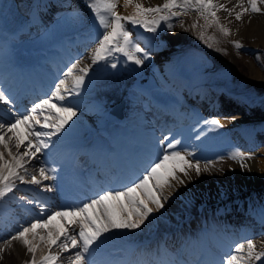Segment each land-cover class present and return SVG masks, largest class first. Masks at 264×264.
<instances>
[{
  "label": "bare ground",
  "instance_id": "6f19581e",
  "mask_svg": "<svg viewBox=\"0 0 264 264\" xmlns=\"http://www.w3.org/2000/svg\"><path fill=\"white\" fill-rule=\"evenodd\" d=\"M15 1L20 4V0ZM72 1L75 2L77 7L79 8H85L86 6V3L83 0H58V2L61 3H68L67 6L69 8H67L66 6L62 10V13L74 10V8H71L70 6ZM163 2L164 0H134V3H142L146 7L156 6L162 4ZM215 2L222 3L226 6L230 3V0H215ZM244 2L247 6L246 0ZM13 7H15V9H18V7L16 8V5ZM53 10H56V8H53ZM237 10L240 11V8L238 7ZM117 12L121 15H132L134 14L135 9L133 6L124 7V0H119ZM46 13L47 12L45 10H43V13L39 12V10H36L35 12H29L28 14H26L25 16L27 17L25 19H27V24L29 22L28 20H30L29 24H32V27L26 28L25 30L30 32L33 31L32 29L36 28L38 26L37 24L40 22V19L37 15L42 14L43 16V14ZM17 14L16 20L14 21L15 27H19L23 24V19L20 20L18 17L19 15ZM87 14L88 19L90 20V24L96 30V32L94 33L96 34V37L92 39L89 47L84 49L85 51L83 50L79 53L81 54L80 57H77L73 61L71 60L70 63L66 64V69L63 72H60L59 75H56L54 73L55 75L52 76V78L49 77V79L51 78V82L57 81L58 83L60 79L64 78L63 73L67 70V68L72 63L78 60L81 62V67L86 64H90L92 50L96 47V42L104 30L99 26L98 21L95 19L94 14L91 11L87 12ZM244 17H246L247 21L250 23L248 25L249 29L254 31L256 36H261L260 28H264V14H245ZM221 23L235 32L234 25L229 20L222 19ZM127 24L128 23L125 22V27L127 26ZM3 27L4 25L0 23V51L2 50L3 46L1 42L7 41V38L9 39V36L6 32L7 30H3ZM42 32L43 31L39 32V34ZM87 34L88 33H85V35ZM180 35L181 31L179 28H177L172 33H166L163 36L164 41L160 40V42H162V44L164 45L168 43H170L171 45H175L176 42H179L178 40L180 38ZM67 50L68 48H66L63 42L62 44L59 43L56 45H52L48 47L44 52L38 53V60L30 63L29 66V70H31L30 73H34L32 76L29 73V76H27L26 80L24 75L22 76V78L17 76V65L13 69H10V66L14 59L9 60L7 51L3 50V54L0 55V72L3 71V73L12 80V82H10V86H6L7 92H10L9 90H11V88L14 86V83L19 81V91L13 96V99L17 100L16 103L18 106L25 102L26 99H31L40 91L45 90L47 85L43 83H45L47 77L51 76V74L54 72V69H52V73L51 70H45V73H43V68H46L47 65H43L42 61H39V59H41L42 56H46L48 58L56 60L58 57L60 58V56L63 54L62 52H66ZM168 54L169 53L166 46L164 50L155 52L152 61H147L146 59L143 65H135L131 61H128L130 64H133L134 68H138L139 66L143 68L144 72L141 73L142 77L133 79V81L129 82V84H134V86L137 88V91L142 90L143 95L146 96V99H143V105L144 107H146V109L148 108L150 110V120L160 119L162 116H166L167 110H163L162 108H165V104L168 103L176 102L175 106H177V109L174 110L176 116H180L181 112L189 115L190 108L188 107L193 108L196 112L194 120H196L197 123L199 121L203 122L205 120H208V115L216 112L218 110L217 106L223 105L222 108L217 111V113H219L221 117L217 118L224 125V127H216V129L207 128L202 131L197 137L208 138L204 141V145H201L197 148L196 151H194L195 154L193 159H190L188 157L193 161H197L195 160L196 157H205L202 162H199L201 167H203L205 164H208L209 170L206 172H202L199 177L195 176L194 171L189 170L192 175V179H186V183L184 185L177 184L175 181H173L174 187L166 188L164 192L165 195H168L170 193L169 199L167 201H164L165 210L161 209L159 212H154L139 229L118 230V233L121 237L126 239L128 236H130V233L132 231L142 232L150 235L152 233H157L155 231L156 229L160 230L162 228H168V232H166L168 233V235L170 234L169 239L174 238L175 234H173L174 232H171L174 231V229L173 227H168V225H166L165 217L173 221V217L175 215H178V213L180 212L186 211L187 216L185 220H183L184 222H181L179 227L182 235L180 237L181 243H177V256H173L175 259H179L181 255L183 256V254L186 257H190L191 260L189 262L183 260V263L185 264H216L209 257L211 247L214 248L213 246H215L220 249L222 247L221 241L229 239L231 240V237L232 242L227 243L226 246H224V250L226 251L231 252L232 248L237 243L245 242L247 239H252L256 243L258 249L262 248L264 247V212H259L260 209L256 208L258 203H253L252 200H254V198L261 199L264 197V141H259L258 137H256L257 134L264 136V119L262 117L264 115V109L254 107L253 105L249 107V104L247 105V100L227 95L223 92V90L217 88V86H214L212 84L210 85L204 83L200 85V82L192 81L184 78L181 75L174 74L171 66L169 65L170 59ZM148 63H151V65L148 66ZM92 66V70L85 77V82L79 90V94H65L66 99L64 102L66 103V106L73 107L74 110H76L75 108H82L83 110H87L92 99L96 98L97 92L95 93L94 87L89 85L91 79L90 74H93L95 70L94 65ZM40 72L43 73L45 82L41 80L42 76ZM250 80L253 81V84L264 87V76H262L259 72H252ZM68 84L69 86H71V78H68ZM118 86L111 84V86H109V89L106 88V92H108V98L112 101H115L123 94L126 95L124 90H118ZM151 86H159L160 88L165 90L166 93L153 92L155 88H152ZM148 88H150L151 90L147 91ZM133 98L136 100L140 99L134 94L132 95L131 99ZM166 98L171 99L168 100ZM239 100L241 101V103L238 102ZM140 101L136 102L139 103ZM57 103L61 104L63 102ZM224 104L228 106H224ZM157 105H160V109H158ZM139 106L136 108L130 101L127 107L128 109L130 107H135L134 112L132 111L133 114L131 115L134 116V119L130 120L128 118L130 117L128 116V113L130 112H128L126 113L125 117V119L127 118V122L121 124L114 123L111 120V117L106 115V106L104 109L93 111V113L90 112V114L92 115L91 119L88 121V125L83 126L84 128H81L80 124H71V120V123H69V125H67L62 132L53 135L51 137L52 140L51 138L47 140L49 144L48 148L43 149V151L40 153H37L34 159H25L27 160V163H31V166L43 164L45 165V167H47L48 165H50V162L52 163L54 159H56L52 158L50 155L52 152H55L57 153L58 157L60 156V158H62L63 156V161L66 165H68L63 167L61 164L58 167H54L53 173L56 177H61V175H63L62 173H64V175H66V178L65 180L63 178H59L61 180H59L60 182L58 183L56 190L52 191L44 190V186H49V180H42V185L40 186L25 183V188H20L16 184L15 188L19 190L18 192L20 193V196H26L22 199V202L20 201L21 203H17L14 200L16 196L13 194V191L9 192L11 196H13L9 197L10 200H13L11 201V204H8L5 200L0 201V249H2V251H0V264H7L8 259V264H28V262L32 260V253H29L27 251L26 246L21 241L10 239L11 236L15 235L16 232L19 231L21 227L28 222L26 221L23 224L21 220L17 219V217L14 215L15 212H17L15 209H24L27 212H31L34 217L42 220V217L45 216L46 209L44 207H41L44 203L56 205L55 208L58 209L57 211L75 208L73 206V203L65 201L64 196H66L68 193H73L75 190H80V188L82 189V187L87 188V191L92 189L98 190V187L102 184V180L99 181L97 177H99L100 175L101 178H106V176L101 174L96 175L97 167L102 166L104 167V170L109 171L114 168V165L118 166L121 164L118 163L121 162L119 158V143L121 144V148L126 152L128 168H125V164L123 165V171L119 172L118 168H116V172L112 173L114 182L116 177H125L130 172H132V163L134 162V166H136V164L138 163V157L135 156L134 151L143 148L140 144H144L143 146H145L146 149L154 151L158 155L162 153L163 147L160 143H157V139L155 140L154 131L152 132L153 129H151L150 125L148 124V117L146 115L144 118L142 117L143 115H141V110H139L142 107ZM14 108L15 110L17 109L15 106ZM76 113L77 115L72 118L74 121H77L76 119L82 117L79 115L77 110ZM78 121L81 120L79 119ZM108 122L113 125L109 127L110 125H108ZM132 123L134 126H132ZM198 124L200 125L201 123L199 122ZM195 125L196 123H194L193 127ZM209 125L213 126L211 123H209ZM233 125L234 127L232 128ZM85 127L89 130L94 129L95 133L96 131H99L97 134L94 133L95 138L94 140H92V142L88 143L85 138H78V136H82V133H84H81L80 130L85 131ZM193 127L187 128L181 138H184L187 134H189L191 130H193ZM130 130L135 134L132 137L130 136V142H126L124 137ZM224 130L227 131L226 141L219 143V145L213 150L204 151L205 146L212 142L211 137H209L212 136L211 132L215 131L217 134H222ZM20 131L21 134L24 135L26 131L25 126L21 125ZM143 138L150 141V144L145 145V140ZM29 139H31V137H29ZM253 140L257 143H255ZM227 141L231 142L227 143ZM251 141L253 142L249 144ZM33 143H35V140H33ZM239 148L250 150L249 153L255 154L257 156L253 160L244 161V163L248 165V167L245 169H242L240 167L239 161L230 158L231 155L236 151V149ZM21 149L23 151L25 150L23 146L21 147ZM108 149L110 151H106ZM75 151H79L80 153L78 155H75ZM84 151L87 152L90 156L89 159H86L85 161L84 158L79 157L81 152L84 153ZM181 152L186 153V151ZM64 153L65 155H63ZM84 156L85 155L83 154L82 157ZM9 158V156H5L6 160H9ZM82 161L89 164L87 165L89 167L85 170L81 169L79 172L77 171L78 168L76 167V165H80V162ZM82 171H84L86 175H82ZM212 174L213 176H210ZM68 177L69 180L67 179ZM38 179H42V177ZM216 180L217 182L215 184L214 181ZM245 195H249L251 197V201L247 198L246 201H243L245 197L241 196ZM237 196H239V198H241L242 200L237 201ZM19 199L21 198L19 197ZM28 201H33V203H28ZM180 205L183 211L177 212L175 206L178 207ZM194 205L197 206V210L192 209L195 207ZM38 206H40L41 208H36ZM149 206L154 207L153 205ZM225 210L227 213H225ZM188 211H190V213ZM260 213L261 217L259 219H256V216ZM229 217L234 222L231 224L233 228H229V224H227L226 226L224 223V221ZM44 219H47V217H45ZM72 219V217H55L49 223L47 228L36 229L37 239L36 241H34V244L39 245L35 252V258L37 261H39L42 256L51 252V248H49L47 242H40L39 240V236L42 235L41 230L46 231V233L49 229H69V232L71 233L73 229L78 231V225L70 223ZM218 226L221 227V233L218 232ZM230 229L233 230V233L237 232V234H239L241 232V234L235 235L234 237L230 235V231H228ZM205 231H207L208 234H206ZM109 234L107 233L105 235L110 236L109 238L111 239L115 238L112 237L111 234ZM132 234L135 235V233ZM157 235L159 242L158 248L161 252L163 249V243L166 240H164L165 237L163 236L162 231H159V234ZM106 236H103L100 241H98L97 244L93 246V255L90 257L91 259H95L100 254L102 255L104 250L115 247L113 244L108 246V242H106L105 240ZM226 236H228V238H226ZM29 238L31 239V235H29ZM118 239H114V242H116L115 244H118ZM142 246L143 245L141 244L138 247L141 248ZM51 247H54V249H57V251L60 252V259H58L55 264H63L62 255L68 254L69 256H71L73 254L72 251L61 252V250L55 245ZM133 247L137 246H133L131 243L125 244V249L126 251L128 250L125 256L126 264H144L143 255H139L138 259L134 263L130 262L132 260L129 261V257L132 255L131 251L129 250L130 248L133 249ZM143 249L144 247H142V250ZM151 251H155V245L151 248ZM161 253L162 254L158 259L162 264H181L180 262L173 263L172 258L167 253ZM175 253L176 252H172L171 254ZM101 255L99 259H101V262L103 264L113 263L112 260L109 263L108 261L110 260L106 261L105 257H102ZM192 255H195L196 257H193ZM255 264H261V262L258 261L255 262Z\"/></svg>",
  "mask_w": 264,
  "mask_h": 264
},
{
  "label": "snow or ice",
  "instance_id": "6c2138e0",
  "mask_svg": "<svg viewBox=\"0 0 264 264\" xmlns=\"http://www.w3.org/2000/svg\"><path fill=\"white\" fill-rule=\"evenodd\" d=\"M246 2L247 6H245L244 0H238L237 6L240 11L235 12L237 21H240L245 14H264V0H246ZM118 3L119 0H86L87 8L91 10L99 26L104 30L96 42V47L92 50L91 63L83 67L80 66L79 60L72 63L63 73L64 78L54 85L50 94L35 103L26 113L15 111L16 102L13 97L7 91L0 89V108L12 116L10 121L0 123V145L11 157V160H6L5 153L0 152V198L13 191L16 187V180L40 186L42 180L55 179L54 176L48 174L54 169H47L44 166L38 169V174L42 179H38L37 175L33 174L30 179L26 180L25 175H21L19 169H24L27 174L23 162L25 158L34 159L37 153L48 148L47 140L62 132L72 118L77 115L73 107L57 102L65 101V94H79L92 65L107 61L114 53L121 54L126 58V61H131L135 65H143L149 58V53L143 47L133 43L132 33L125 28V22L141 25L147 31L155 32L161 21H168L172 16L186 15L189 11H194L205 20V26L215 25L224 36L230 35L231 30L220 24L217 12L224 10L229 15H232L233 12L215 0H164L162 4L147 7L142 3H134V0H124V7H134L135 12L132 15L119 14L117 12ZM177 9L179 11H176ZM149 16L152 17L151 20L147 19ZM167 26L169 29L173 27L171 23ZM198 26H200L198 23L191 25L192 28ZM204 38V33L201 32L200 39ZM208 39L214 40L215 38L209 37ZM233 44L237 49L243 47L239 41H233ZM208 46L212 47V44ZM110 66L116 68L117 63L113 62ZM68 78H71V86L68 84ZM41 117L43 122H41ZM205 123H211L219 128L224 127L218 119L205 121ZM21 125L25 126L24 135L20 131ZM36 125L49 130L38 131ZM9 133L11 135H8ZM13 140L17 149L15 154L10 147V142ZM165 141H167L166 145H164ZM160 144L163 146V151L157 160L129 186L118 191H103L95 198L83 203L82 206L56 211L47 219L22 226L10 239L21 241L27 251L32 253V260L28 264H55L60 259L59 255H52L51 252L42 256L39 261L35 258V252L39 247L38 244H34L37 239L36 229L47 228L55 217H72L70 223L78 225V231L73 229L70 234L64 229H49L47 236H39L40 242L46 240L49 248L55 245L61 252L72 251L73 254L69 256V264H91L88 254L105 234L113 230L139 229L154 212H159L164 208V201H167L170 196V193L165 195L164 192L166 188L174 187L173 181L184 185L186 179H192L189 170L194 171L196 177L209 170L208 164L201 167L199 161L188 158L194 156V153H182L177 150V146L180 144L179 140L165 135ZM22 146L25 150L20 152ZM230 158L238 160L242 169L248 167L244 163L245 159H252L251 155L246 156L243 152H235ZM44 190L52 191L53 188L44 186ZM28 203H33V201H28ZM41 207L43 208V206ZM29 235H31V239ZM258 261L264 264V247L258 249L252 239H247L245 242L237 243L223 259L222 264H255Z\"/></svg>",
  "mask_w": 264,
  "mask_h": 264
},
{
  "label": "rangeland",
  "instance_id": "374dc122",
  "mask_svg": "<svg viewBox=\"0 0 264 264\" xmlns=\"http://www.w3.org/2000/svg\"><path fill=\"white\" fill-rule=\"evenodd\" d=\"M30 1L31 0H22L21 4L18 5V3L15 0H0V6H1L0 23L2 25H4V27L2 29L5 30V29H11L12 28V31H13V29L15 27L14 21L16 20V14L18 13L17 15H19L18 17L20 20L25 19L26 13L24 11H26L25 9H27ZM50 1L51 0H44L43 3L47 4ZM84 1L86 3V0H84ZM237 2L238 1H236V0H234V2H233V0H230V3L226 5L227 8L232 10V12H233L232 15H229L228 12H226L224 10H220L217 12V16L219 17L220 24H222L221 20L224 19V20H229L234 25L235 32L233 30H231L232 32L230 31V35H228V36H224L218 30V28L215 25H212L210 27L205 26V23H206L205 20L202 17H200L198 13H196L194 11H189L186 15L182 14L179 16H172L169 18L168 21H161L155 32L147 31L141 25H132L130 23H128L125 28H127V30L132 33L133 43L138 44L139 46L143 47L149 53V58L147 59V61L148 60L152 61V59L155 55V52L164 50V48L167 46V51L169 53L168 56L170 59L169 65L171 66L172 71L174 70L177 72L176 73L173 71L174 74H177V75L181 74V76L183 75L185 78L187 77V79L197 77L198 79L196 78V80H192V81L200 82V85L204 84V83L210 84V83H208V81H209V82L215 84L214 86H217V88H219V89L223 88L227 92L226 93L223 90V92L225 94L230 95V96H234L237 98H243L245 100L251 99L256 104L262 106L263 108H261V109H264V87L256 86L257 88H259V90H257L253 87V84H252L253 81L250 80L252 72H255V71L259 72L262 76H264V28H260V35L261 36H259V35L256 36L255 32L249 29L248 25L250 23L247 21L246 17L243 16V18L240 21H237L235 19V12L238 11L237 10V8H238ZM15 5H16V8L18 7L19 10L15 9V7H13ZM43 5H45V4H43ZM245 6H246V4H245ZM67 8H69V7L67 6ZM86 10H87V12L91 11L89 8H87V6H86ZM176 11H179V10L177 9ZM75 12L76 13H72V11L66 12L62 16L53 19L48 24H45L43 27V30H42L43 32L40 34L38 32L35 35L27 37V38L19 37L18 41H11L12 44L9 42H6V43H8L6 45V48L10 44L13 45L12 48H14V50H11L13 52L12 54H15V56L18 60H28L29 61V59H34V57H36V52H39L42 48H45V46L47 44H49L52 40L58 38L61 33L68 32V31H74V29H76V28L77 29L78 28L83 29L86 32L95 31V30H93V27L89 24V21L87 20V17L85 15L84 10L76 8ZM249 15H250V13H249ZM37 16L39 19H41L40 15H37ZM147 19L151 20L152 17L149 16V17H147ZM169 23H171L173 25V27L171 29H169L167 26ZM193 23H198V25H200V26H198L196 28H192L191 25ZM177 28H179L181 31V35H180V38L178 40L179 42H176L175 45H171L168 42H166L168 44L164 45V44H162V42H160V40L164 41L163 36L166 33H172ZM201 32L204 33V37H205L204 39H200V33ZM95 37H96V35H95ZM209 37H214L215 39L210 40V39H208ZM86 41H89V38H87ZM233 41H239L243 45V47L240 49L235 48ZM209 44H212V47H209L208 46ZM27 47L28 48L32 47V49H29L30 50L29 53H26V55H24L22 52V49L28 50ZM88 47H89V44L86 45L82 50H84ZM118 55H121V54L114 53L112 56H110L108 58L107 61H101L98 64L94 65L95 70H94L93 74H90L91 79H90L89 85L94 87L95 93L97 92L96 98L92 99L87 110H83L82 108H80V109L75 108L77 110V112L79 113V115L82 116L79 118L81 121H78L79 119H76L77 121H74L72 119V123H71V121L69 123H71L73 125L74 124H76V125L80 124V127L82 128L83 126L88 125V121L91 119V116H92L90 114V112L93 113V111H98L100 109H104L105 106L108 107L109 105H111V103H113L114 101H112L111 99L108 98V95H107L108 92H106L107 89L110 88L109 86H111V84L118 86V83H119L118 90L119 91L124 90V92L129 97V102L131 101L136 108L140 105V103L136 102L138 100L134 99L135 96L133 99H131L133 94L136 95V92H134V88L132 86H130L129 89H126V87H128L130 85L129 82L133 81V79L141 78L142 77L141 73H143L144 71H142V67H140V66L138 68L137 67L134 68L133 64H130L128 61H126L125 57H123L122 55H121L122 57H119ZM113 62L117 63L116 68H111L110 65ZM90 63H91V60H90ZM47 67H49V66H46V68ZM46 68H43V71H42L43 73L45 70H51V69H46ZM91 70H92V68H91ZM108 79H109V81H108ZM113 79H115V80H113ZM41 80L43 82H45L43 76L41 77ZM2 81H3V84H2ZM110 81H111V83H110ZM56 83H57V81L51 82V78L49 79L47 77L46 82L43 83V84L47 85V88L45 90V95L43 96V98H45L47 95L50 94V92L53 90L54 85ZM94 84H96V85H94ZM6 85H7V82L4 80V78H0V89L4 90ZM151 87L155 88L153 92L166 93V91L163 90L162 88H160L159 86H151ZM235 94H239V95H243V96H239V95L236 96ZM244 97H247V99ZM43 98H40V100ZM40 100H38V102ZM238 102L241 103L240 100ZM62 104L64 106H66V103L64 101ZM248 104L249 105L251 104L254 107L260 108V106L253 104V102L250 100H247V105ZM141 107L142 108H140L139 110H141V115H143L142 117L144 118L146 114L144 112V107L143 106H141ZM134 108L133 107L129 108L130 116L133 114L132 111L134 112ZM3 111H5V112H3ZM26 111L27 110H23V109L18 110V112H20V113H26ZM218 117H221V115H219ZM11 119H12L11 114L6 112V110L0 108V123L8 122ZM40 119L42 120V117ZM130 119H132V118H130ZM108 125H109V123H108ZM111 126H109V127H111ZM36 130L48 131L49 129H44V128H41L39 125H36ZM80 132L81 133L84 132V133H82V136H78V137H83L84 135H88V136H86V138H90V139L95 138V134H93L95 132L94 129L89 130L88 128L85 127V131L80 130ZM8 135H11V134L9 133ZM5 138L7 139V137H5ZM51 140H52V138H51ZM14 143H15L14 140L11 141L10 147H11L12 152L15 154L17 152V149L15 148ZM19 151L23 152L22 149H20ZM0 152H4L5 156H8L7 151L3 148L2 145H0ZM247 152H248V154H247ZM249 152H250V150H246V152H243V153H245L246 156L251 155L252 159H250V160H253L257 157L255 154H252ZM53 153L54 152H52L51 154L56 155V153H54V154ZM56 157H57V155H56ZM57 158L59 159L60 162L65 163L62 160V158H60V156ZM9 160H11V157L9 158ZM196 160L202 162L203 159L202 160L196 159ZM246 160H249V159H245V161ZM23 162L26 165L25 168L27 170V174H25L24 169H20L19 172L21 175H25L26 180L30 179L31 175H33V174L37 175V178H40V176L38 174V169L43 164L42 165L37 164V165L31 166L30 165L31 163H27V160H24ZM124 162H126L125 156H124ZM43 166L45 167V165H43ZM46 168L52 169L51 167H46ZM147 168H144L143 172L140 171L141 173L133 180V182H135L145 172V170ZM48 174L55 177V179L49 180L51 182V183H49L50 186L53 189H55V187L57 186V181H58L57 177L59 178V176L56 177L54 175V173H52V171H50ZM210 176H213V174ZM133 182L130 181V182L125 183L123 186L118 187V190H122L124 187L129 186ZM216 182H217V180L214 181L215 184H216ZM108 183H112V180L109 179ZM15 184H17L20 188L26 187V184L21 183L19 180H16ZM14 190H13V194L16 196V198H14V200L17 203H21L22 199H19V197L21 198L20 193L18 192L19 190L17 188H14ZM105 191H117V190L107 189ZM101 193H99V194H101ZM99 194L93 195L91 198H89L88 200H86L84 202L81 201L80 204H76L75 208L82 206L83 203L88 202L90 199L95 198ZM6 195H8V196H6ZM6 195L5 196L7 198L4 197V198H2V200L0 198V201L5 200L8 204H11V201H13V200H10L9 197H13V196H11L10 193H7ZM241 197H245V199H243V201H246V198L251 201V197L249 195H245V196H241ZM17 199H19V200H17ZM122 200H123V198H122ZM210 200H211V198H210ZM241 200H239V201H241ZM260 200L261 199L254 198V200H252V202L253 203L254 202L255 203L264 202V199L262 201H260ZM44 207H47V208L45 210L46 211L45 216L42 217L43 219L45 217H48L49 215H51L56 210V208H54V205H53V207H52V205H48V206L44 205ZM180 207H181V205L178 207L175 206L177 212L183 211L182 209H180ZM36 208H40V207H36ZM263 208H264V206H263ZM47 209H48V211H47ZM163 209L165 210V207ZM15 210L17 212H15L14 215L20 220H24V217H28L31 215L30 213L23 211V209H19V210L15 209ZM32 210H34V209H32ZM180 216L182 218L183 214H180ZM31 218H32V220H31ZM133 218H135V217H133ZM165 219H166L165 220L166 222L169 220V218H167V217H165ZM37 220H39V219L33 218L32 216H30L29 219L26 220L28 222L25 223L24 226H28L30 223L35 222ZM178 221H179V219L176 220L175 223H177ZM168 222L170 223V221H168ZM175 223L173 225L171 224V226L176 225ZM42 231H43V233H42ZM67 231L69 232V229H67ZM69 233H71V232H69ZM132 233H135V235ZM137 233H140V234H137ZM41 234L43 236H47V233L44 230H41ZM110 234L112 237H115L114 239L119 238L118 240L120 242L118 241V243H120L122 245L127 244L129 242H132L133 240H137L142 235H143L142 237L145 236V233L136 232V231H132L130 233V236H128L126 239H124L123 237H121L119 235L118 230L117 231L113 230L110 232ZM104 236H106V235H104ZM153 236L154 235H152V237ZM156 236L158 237V235H156ZM109 237L110 236L105 237L106 242H108V244H115L116 242H113L114 239H111ZM127 239H128V241H127ZM45 242H47V241L45 240ZM116 245H115V247H117ZM118 247H120V245ZM119 249L120 248H118L116 250L119 251ZM214 250H215L214 248L213 249L211 248V250L209 252V257L215 263L219 261L218 263H220V264H222V261L226 257V255L230 253L229 251L224 250L226 252L223 253L221 260H219L217 257H214V255H215ZM50 251H51L52 255H55V254L59 255L60 254V252L57 251V249H54V247H51ZM91 252H92V250L90 251V253ZM62 257H63V259H62L63 264H69V255L64 254V255H62ZM8 263H9V259L7 261V264Z\"/></svg>",
  "mask_w": 264,
  "mask_h": 264
},
{
  "label": "water",
  "instance_id": "95a60500",
  "mask_svg": "<svg viewBox=\"0 0 264 264\" xmlns=\"http://www.w3.org/2000/svg\"><path fill=\"white\" fill-rule=\"evenodd\" d=\"M124 105L125 98L121 97L117 103H115L108 109V113H110L115 119H121Z\"/></svg>",
  "mask_w": 264,
  "mask_h": 264
}]
</instances>
